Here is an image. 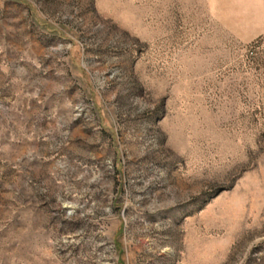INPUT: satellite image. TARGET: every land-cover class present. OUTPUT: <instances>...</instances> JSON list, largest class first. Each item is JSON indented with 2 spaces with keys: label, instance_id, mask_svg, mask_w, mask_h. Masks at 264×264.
<instances>
[{
  "label": "rangeland",
  "instance_id": "rangeland-1",
  "mask_svg": "<svg viewBox=\"0 0 264 264\" xmlns=\"http://www.w3.org/2000/svg\"><path fill=\"white\" fill-rule=\"evenodd\" d=\"M0 264H264V0H0Z\"/></svg>",
  "mask_w": 264,
  "mask_h": 264
}]
</instances>
